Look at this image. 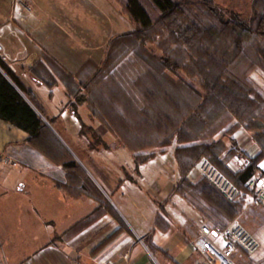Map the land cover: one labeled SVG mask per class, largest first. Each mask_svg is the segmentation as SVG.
I'll return each mask as SVG.
<instances>
[{
  "label": "trees",
  "instance_id": "obj_1",
  "mask_svg": "<svg viewBox=\"0 0 264 264\" xmlns=\"http://www.w3.org/2000/svg\"><path fill=\"white\" fill-rule=\"evenodd\" d=\"M115 1L133 29L108 41L100 64L87 59L73 74L44 50L26 72L48 89L50 97L53 88L62 85L71 112L81 121L80 133L84 127L94 132L78 113L79 106L85 105L90 116L128 150H150L134 156L136 165L150 161L157 150L163 152L175 142L179 180L164 202L179 195L211 226L226 229L245 211V200L251 195L248 181L264 174L260 166L264 161V94L256 91L250 76L256 68L264 72V0H252L248 22L224 19L211 0ZM150 44H156L159 54L149 50ZM124 63L144 66L132 80L138 99L118 80ZM193 79L198 80V87L191 83ZM0 119L28 133L27 144L64 170L63 178H52L56 188L71 198L87 196L97 202L89 215L62 234L64 241L105 214L113 216L119 227L92 250L93 254L122 231L130 232L58 133L47 125L46 121L52 126V119L46 117L35 95L1 58ZM242 128L252 132L259 151L233 171L228 161L239 150L234 136ZM225 139L233 147L229 148ZM202 158L237 187L236 202L225 199L204 177L190 178ZM158 205L162 210L163 203ZM154 226L168 229L159 214ZM143 241L153 256L170 258L154 243L151 232Z\"/></svg>",
  "mask_w": 264,
  "mask_h": 264
},
{
  "label": "crops",
  "instance_id": "obj_2",
  "mask_svg": "<svg viewBox=\"0 0 264 264\" xmlns=\"http://www.w3.org/2000/svg\"><path fill=\"white\" fill-rule=\"evenodd\" d=\"M17 1L23 2L28 10ZM5 22L17 32L5 43L8 50L15 53L26 48L24 59L17 64L16 74L35 95L46 117L61 125L68 136L75 132L74 136H77V130L73 132L68 124L61 123V114L70 112L67 106L69 99L63 104L61 100L56 108L44 104L36 90L42 85L34 81L26 70L41 58L44 50L73 74L87 59L100 64L109 38L133 29L128 17L121 13L115 0H0V24ZM74 35L107 36L99 42L90 39L84 41ZM63 40L71 43L62 45L65 43ZM60 86L61 94L67 97ZM88 116L83 121L92 126L105 143L89 148V140H86L87 150L114 149L116 152L123 146L118 138L113 142L110 131ZM106 136L109 137L108 141ZM27 138L28 133L24 130L0 119V264H151V257L154 256L143 241V237L150 232L154 243L168 252L170 258L166 259L171 264H174L173 261L178 264L202 261L193 241L199 227L211 226V223L179 195H172L169 201L164 202L179 180L174 159L175 142L164 148L163 152L157 150V155L150 161L138 165L134 162V156L150 150L118 155L111 168L91 161L87 166L82 164L130 229V232L122 231L93 254L92 250L119 227L118 221L105 214L64 241L62 234L89 215L97 202L87 196L71 198L56 188L52 178H63L64 170L51 165L30 147ZM234 138L239 148L237 152L243 151L245 157L259 151L252 139V132L242 128ZM67 148L71 150L69 146ZM4 157H10L15 164H5ZM228 166L233 171L239 170L233 157L228 161ZM260 166L264 173V161ZM200 177L196 166L190 178L196 181ZM256 177L264 180V174ZM159 203H163L162 210ZM158 214L168 224L166 231L154 226ZM238 220L257 238L260 247L251 255L237 253V260L240 264H264V207L252 203ZM212 238L220 246L223 245L222 239L219 241L214 235Z\"/></svg>",
  "mask_w": 264,
  "mask_h": 264
},
{
  "label": "built area",
  "instance_id": "obj_3",
  "mask_svg": "<svg viewBox=\"0 0 264 264\" xmlns=\"http://www.w3.org/2000/svg\"><path fill=\"white\" fill-rule=\"evenodd\" d=\"M19 4L25 10H28L23 2L20 1ZM16 34V30L8 22L0 24V58L15 73L17 72V64L26 55V48L11 53L5 43L13 36H16ZM233 160L237 163L239 169L248 161L243 151L237 152L233 156ZM3 162L5 164H15L10 157H4ZM197 171L201 177L207 179L229 202H236L238 200L239 191L237 187L207 158H202L199 161ZM247 188L251 190V195L246 198L244 208L247 209L252 203H258L264 207V180L253 177L248 181ZM213 235L222 239V246L213 240ZM193 246L201 256L202 261L191 264H240L237 260V253L242 252L246 255H251L259 249L260 244L257 238L248 232L238 219H235L226 229L202 225L199 227L198 235L193 241Z\"/></svg>",
  "mask_w": 264,
  "mask_h": 264
},
{
  "label": "rangeland",
  "instance_id": "obj_4",
  "mask_svg": "<svg viewBox=\"0 0 264 264\" xmlns=\"http://www.w3.org/2000/svg\"><path fill=\"white\" fill-rule=\"evenodd\" d=\"M211 1L215 4V6L218 9V11L220 12V14L226 20L235 19V20L242 21V22H248L252 16V8H251L252 0H211ZM74 36L79 38V39H83L84 41H87L88 39H90V41L91 40L92 41H96V40L99 41V40L104 39L107 35H74ZM113 37H114V35L109 38V41ZM63 42H65V43H62V45H66V46H68V44L71 43V41H69V40H65V41L63 40ZM155 45L156 44H150L148 46V48H149V50L159 54V51L156 49ZM69 48H70V46H69ZM74 48H75V50H79L78 47L77 48L74 47ZM143 69H144V66H138V65L124 63L120 67V70H119L118 75H117L119 82L121 84H123L126 87V89L133 96L136 97V99H138L139 96H138L136 89L132 85V80L136 76H138ZM180 75H182V74H180ZM250 76L255 82L256 91L259 94H264V72L262 70L256 68V69L251 71ZM190 81L195 87H198V80L197 79H193ZM61 89L62 88L60 85H57L53 88V90H54V97L53 98H52V96L49 97L47 95V93L49 91L45 86H41L40 88H37L36 90H37L38 96L43 100L44 104H47L48 106L56 108L57 107L56 105L58 103H60L61 100H62L61 102L63 104L64 101L69 99L68 96L63 97L64 95L61 94ZM67 106L70 107V104H68ZM78 113H79L80 117L82 118V120H84V121L87 120L89 117L88 115H90L89 114L90 112L88 111V109L86 107H79ZM60 118H61V123L66 124V125L68 124V126L72 129L73 132H74V130H77V132H78L77 136H74V134L76 132L74 134H72L73 133L72 131H71L72 135L68 136L64 132L61 125H59L56 122L55 123L52 122V128L55 129L57 131V133H59V138L61 139L63 144H65L67 147L69 146L71 148V150H72V151L70 150L71 153L75 157L76 161L82 167H83L82 164H84V165L86 164L85 166H87V164L89 165L91 162H93L96 164H100L104 167L107 166V167L111 168V167H114L115 161L118 160V158H117L118 155H123V154L128 155L129 153L132 152L123 146L116 149V152L114 151V149H112L110 151H103V150L89 151L86 149V142H85L86 140H89V144H88L89 148H96L97 146L105 143V141L95 132L94 128L92 126L88 125L94 130V132L92 133L91 130L88 129V127H84L80 133L81 121L76 117L75 114H73L71 112V110H70V112L62 113ZM94 120L99 122L95 118H94ZM109 133H110V135H113L111 132H109ZM97 136L100 139H98ZM107 137L108 136L105 137L106 140H107ZM112 138H113L112 141L116 142V140H114V139L115 138L117 139V137H115L113 135ZM73 139H76V140H73ZM226 140H227L228 146H230L231 143L228 141V139H226ZM80 144H81V146H80ZM82 149L84 151H82ZM119 157L123 158L122 156H119ZM85 171H86V169H85ZM217 240L221 241V238L218 237ZM150 261H151V264H171L170 262H168V260L166 258H164L160 254H157L156 256H154V258L151 257Z\"/></svg>",
  "mask_w": 264,
  "mask_h": 264
},
{
  "label": "water",
  "instance_id": "obj_5",
  "mask_svg": "<svg viewBox=\"0 0 264 264\" xmlns=\"http://www.w3.org/2000/svg\"><path fill=\"white\" fill-rule=\"evenodd\" d=\"M46 123H47V125H49L51 127V129H53L52 126L50 125V123L48 121H46ZM53 131L55 132L54 129H53Z\"/></svg>",
  "mask_w": 264,
  "mask_h": 264
}]
</instances>
